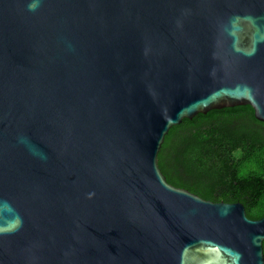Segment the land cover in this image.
Wrapping results in <instances>:
<instances>
[{"label": "water", "instance_id": "water-1", "mask_svg": "<svg viewBox=\"0 0 264 264\" xmlns=\"http://www.w3.org/2000/svg\"><path fill=\"white\" fill-rule=\"evenodd\" d=\"M241 105L264 123V0H0V264H264V215L158 163Z\"/></svg>", "mask_w": 264, "mask_h": 264}, {"label": "trees", "instance_id": "trees-1", "mask_svg": "<svg viewBox=\"0 0 264 264\" xmlns=\"http://www.w3.org/2000/svg\"><path fill=\"white\" fill-rule=\"evenodd\" d=\"M158 163L176 187L214 202L241 203L250 219L264 215V123L247 105L173 126Z\"/></svg>", "mask_w": 264, "mask_h": 264}]
</instances>
